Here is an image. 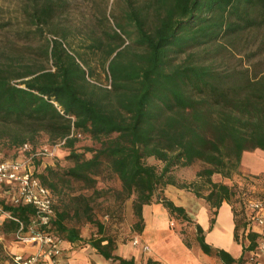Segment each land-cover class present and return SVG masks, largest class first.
<instances>
[{"label": "trees", "instance_id": "1", "mask_svg": "<svg viewBox=\"0 0 264 264\" xmlns=\"http://www.w3.org/2000/svg\"><path fill=\"white\" fill-rule=\"evenodd\" d=\"M112 2L108 11L107 0L97 4V33L79 37L76 48L75 36L69 41L61 27L69 0H15L0 13V161L21 159L24 143L34 152L42 134L50 147L60 144L53 165L40 169L32 161L34 176L55 198L44 233L87 244L105 259L119 257L112 254L110 224L95 216V201L111 193L106 218L130 212L139 232L146 205L160 204L172 220L188 222L185 210L165 196L175 185L173 170L203 163L196 176L209 189L206 201L218 207L235 187L212 176L229 179L243 155L264 153V67L217 60L250 44L257 47L249 62L264 51V0ZM72 183L90 195H70ZM0 207L15 219L3 216L0 233L15 232L19 222L26 232L36 215L33 206H13L6 198ZM70 219L95 233L84 239ZM197 234L208 252L199 228Z\"/></svg>", "mask_w": 264, "mask_h": 264}, {"label": "crops", "instance_id": "2", "mask_svg": "<svg viewBox=\"0 0 264 264\" xmlns=\"http://www.w3.org/2000/svg\"><path fill=\"white\" fill-rule=\"evenodd\" d=\"M212 181L218 182L214 178ZM232 191L228 200L212 207L205 199L209 189L198 195L186 189L165 190V196L185 210L188 222L172 220L160 204L146 205L142 208L140 232L133 230L132 216L127 213L130 236L115 239L112 252L119 258L105 259L89 245L76 246L78 242L61 240L59 253L43 258L40 264H123L120 260L128 264H264V252L258 251L259 242H264V228L247 226L249 211L239 202L237 190ZM3 220L0 215V224ZM197 228L208 252L199 244ZM14 233H0L1 256L38 251L37 244L17 242ZM219 251L225 253V259L216 254Z\"/></svg>", "mask_w": 264, "mask_h": 264}, {"label": "rangeland", "instance_id": "3", "mask_svg": "<svg viewBox=\"0 0 264 264\" xmlns=\"http://www.w3.org/2000/svg\"><path fill=\"white\" fill-rule=\"evenodd\" d=\"M15 0H0V13L1 9L7 10L8 8L12 9ZM70 7L69 11L62 18L61 27L66 29L69 32L70 40L74 37L72 41L73 47H77V39L79 37H84L85 35L95 32L97 33V17L99 16L98 12H96L97 4L98 7L104 6V0H69ZM107 11L114 8V2L112 0H107L106 3ZM3 33L0 32V45L4 43ZM256 44H250L247 47H240L241 52H227L222 57H219L217 60L221 65L225 66H245L251 65L250 63L256 64V68L260 69L264 67V51H262L257 57L253 58L250 62L247 59L248 53L255 51ZM95 67L96 75L99 76L98 83L101 86L106 84V81L103 77V73L101 71V67L97 66L95 62L92 64ZM32 146L30 143H28ZM32 148V147H31ZM35 151L33 153H38L41 149L47 148L50 150H61L60 144H55L54 147H50L47 137L45 135H40L36 139L34 143ZM5 151V150H4ZM54 151V153H55ZM6 158L11 159L10 155H7ZM39 161L40 169H43L45 166L53 165V159L51 156H37ZM156 167H160V164L155 161L149 162ZM205 165L201 162H195L188 168L183 169H175L173 170L171 176L174 180L175 185H169L165 190H176L179 189V185H189L190 188L187 190L193 191L196 190L199 193H202L207 189V186L204 184V180L197 178L196 173L203 169ZM257 175L253 177V175ZM216 179V181L228 184L229 186L240 187L244 189H250L254 186L257 190L264 186V153L260 151H254L251 154L246 155L244 159V165L239 167L237 173L233 174L229 179H224L219 175H213L212 179ZM211 179V180H212ZM256 179H261V183H253ZM115 188H118V184L116 182L110 183ZM102 187V186H101ZM72 193L70 195H77L79 193L90 195L91 191L82 190L80 185L77 183H72L71 185ZM57 201V200H56ZM114 204V197L111 193L107 194L105 198H100L95 201L92 205L94 211H96V217L110 224L109 233L114 238V240H125L130 236V232L128 231V220L130 219L125 212L123 213V218L118 219L114 218H106L105 209L107 207H111ZM69 226L77 227L80 229L81 235L84 239H88L92 234L95 233V229L92 225L85 223L84 221H78L76 219H70L67 221ZM87 244L77 243L76 246H85Z\"/></svg>", "mask_w": 264, "mask_h": 264}, {"label": "built area", "instance_id": "4", "mask_svg": "<svg viewBox=\"0 0 264 264\" xmlns=\"http://www.w3.org/2000/svg\"><path fill=\"white\" fill-rule=\"evenodd\" d=\"M18 151L22 155L21 159L0 161V199L6 198L13 206L27 204L35 208V218L29 224L27 231L24 232V226L19 222L14 238L22 244H37L39 249L29 255L19 253L0 255V264H40L43 258L59 253L61 240L54 235L44 233V228L54 217L55 198L34 176L32 161L37 156L52 157L55 150L43 148L38 153H33L31 146L24 143ZM253 183H261V179H256ZM235 188L239 202L249 211L247 226L264 228V186L258 190L254 186L250 189ZM0 215L15 220L3 212L1 207ZM144 249L147 250L146 247ZM258 251L264 252V242H259ZM51 264L56 263L52 261Z\"/></svg>", "mask_w": 264, "mask_h": 264}]
</instances>
